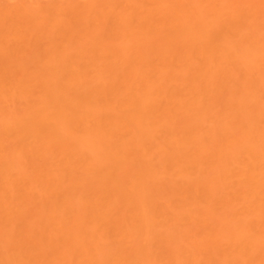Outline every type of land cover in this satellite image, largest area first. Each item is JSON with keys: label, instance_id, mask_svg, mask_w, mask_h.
<instances>
[{"label": "bare ground", "instance_id": "6f19581e", "mask_svg": "<svg viewBox=\"0 0 264 264\" xmlns=\"http://www.w3.org/2000/svg\"><path fill=\"white\" fill-rule=\"evenodd\" d=\"M0 264H264V0H0Z\"/></svg>", "mask_w": 264, "mask_h": 264}]
</instances>
